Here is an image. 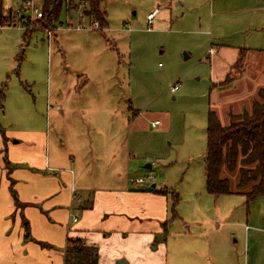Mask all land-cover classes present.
<instances>
[{
  "label": "rangeland",
  "instance_id": "obj_1",
  "mask_svg": "<svg viewBox=\"0 0 264 264\" xmlns=\"http://www.w3.org/2000/svg\"><path fill=\"white\" fill-rule=\"evenodd\" d=\"M24 1L2 0L0 15L15 12ZM76 7L70 4L63 9L51 44L43 29L33 32L19 75L13 58L16 54L8 51L20 50L22 24L0 31L1 40L10 44L5 57L8 68L2 76L8 86L9 106L0 113L1 126L6 130L21 127L15 112V104L20 102L41 119L38 127L43 125L51 134L63 128L61 122H54L50 110L51 99L71 89V77L64 71L66 55L71 68L90 73L87 86L75 92L97 99L125 91L126 98L139 108V130H134L131 139L141 150L132 157L130 175L153 176L150 183L167 186L181 198L176 208L180 218L169 224L164 236L152 235L153 246L152 241L148 244L139 238L134 243L115 239L112 253L107 255L103 248V260L99 257L98 264H116L111 257L118 250L130 264H264V195L248 202L236 192L215 197L206 191L204 172L209 108L216 106L221 111L220 104L238 90L218 95L213 83L238 59L241 50L246 52L245 76L247 70L254 71L247 75L249 79L258 76L255 62L264 60V0H103L101 10L108 13L107 35L114 39L113 44L104 38L100 27H68L71 20L74 26L79 21L71 12ZM156 8L159 10L150 23L148 14ZM114 43L123 57L110 48ZM59 47L65 53L59 52ZM4 48L0 41V60ZM210 49L214 51L210 53ZM112 69L120 70L114 86ZM243 69L241 63H235L226 81L217 86L240 78ZM258 78L263 84L264 75ZM119 80L124 81L125 90L115 84ZM243 81L242 92H246V84L254 92L238 111L251 110L250 100L263 86L255 88L251 80ZM178 82L179 90L172 92ZM104 117L101 114V119ZM156 118L162 124L152 127ZM102 153L99 160L104 158ZM147 164L151 168H146ZM86 198L83 205L91 206V196ZM157 243L161 245L154 249Z\"/></svg>",
  "mask_w": 264,
  "mask_h": 264
},
{
  "label": "crops",
  "instance_id": "obj_2",
  "mask_svg": "<svg viewBox=\"0 0 264 264\" xmlns=\"http://www.w3.org/2000/svg\"><path fill=\"white\" fill-rule=\"evenodd\" d=\"M158 10L156 8L153 12ZM71 12L80 14L76 9ZM108 28L109 20L108 26L100 31L113 44L114 39L107 35ZM4 29L6 26L1 27L0 31ZM0 41L5 45L2 50L3 59L0 60L1 88L4 84L3 71L8 68L5 57L9 56L6 50L10 44L2 41L1 37ZM110 46L119 57H123L115 43ZM8 52L18 54L16 48ZM59 52L65 53L60 47ZM13 58L15 62V55ZM63 58L64 71L71 77V89L52 98L50 110L54 122H61L63 128H58L51 134L43 125L38 127L41 119L28 106L16 102L15 112L21 127L15 130L4 128L6 141L0 132V264H55L59 259V264H65V248L69 237L81 238L86 244L96 248L99 245L98 260L99 257L103 260L101 251L106 248L107 255L111 254L113 240L123 239L134 243L139 238L148 244L152 241L150 244L153 246L152 235L164 236L167 233L163 232L164 224L168 222L169 226L179 217L172 212V194L175 191L169 190L167 186L158 187L151 181L144 184L129 181L132 177V157L141 150L131 139L134 130H139L136 126L139 108H135L132 101L126 98L125 91L119 95L98 96L97 99L86 98L80 91L75 92L78 87L83 89L87 86L90 73L87 69L82 71L71 68L66 55ZM236 61L228 65L220 80L213 83L215 90L219 91L218 95L233 93L238 89L235 96L220 104L221 111L216 106L209 108L218 114L223 124L228 123V111L240 113L243 108L241 111L237 108L239 105L245 106V99L254 92L247 84L246 92H242L243 80H251L255 83V88L263 85L258 90L264 88V82L258 83V77L264 75V60L261 59L255 62L258 68L256 72L260 74L257 73L256 78L249 79L247 76H252L254 71L247 70L245 76L244 65L240 78L217 86L226 81L225 78ZM119 71H110L113 86V79L119 78ZM115 84L125 90L123 80ZM232 85L233 88L230 87ZM256 95L251 98V103ZM8 106L6 89L0 113ZM101 114L105 116L103 119ZM155 120L162 124V120L156 118L151 126ZM100 151L104 156L102 160H99ZM153 185L158 189H167L169 193L150 191L148 187ZM88 196H91V206H84L83 202ZM73 216L77 217L76 221ZM181 222L187 225L182 217ZM160 245L157 243L154 249H158ZM116 252L111 257L116 264L121 260H128L124 257L126 254L119 250ZM127 264H130V260Z\"/></svg>",
  "mask_w": 264,
  "mask_h": 264
},
{
  "label": "trees",
  "instance_id": "obj_3",
  "mask_svg": "<svg viewBox=\"0 0 264 264\" xmlns=\"http://www.w3.org/2000/svg\"><path fill=\"white\" fill-rule=\"evenodd\" d=\"M42 17L39 19H17L10 10L1 12L0 24L12 26L21 23L23 27L22 44L15 56L17 74L25 57V47L35 30L54 29L59 22L60 14L70 4L80 7L84 4L82 15L86 20L95 18L100 29L108 26L107 12L101 10L103 0H43ZM2 0H0V7ZM2 9V7H1ZM38 25V28L36 27ZM246 62V52L241 50L236 65ZM22 82V81H21ZM7 82L0 88V110L3 109L6 97ZM0 132L6 141V134L0 126ZM5 155L7 147L4 148ZM7 158V156H6ZM206 191L215 197L240 193L247 202L264 195V88L258 90L252 101L251 110L243 108L238 114L228 111V123L223 124L218 114L209 110L206 154H205ZM6 164L9 165V163ZM235 183V185H234ZM234 186L236 189H234ZM150 191L168 194L169 190L148 187ZM173 214H177V205L181 198L173 193ZM16 202L20 204L14 193ZM168 231V225L164 233ZM45 246V244L41 243ZM98 250L86 244L81 238L69 237L65 248V264H98Z\"/></svg>",
  "mask_w": 264,
  "mask_h": 264
},
{
  "label": "built area",
  "instance_id": "obj_4",
  "mask_svg": "<svg viewBox=\"0 0 264 264\" xmlns=\"http://www.w3.org/2000/svg\"><path fill=\"white\" fill-rule=\"evenodd\" d=\"M42 7H43V2L40 0H25L23 2V4L20 6V8H18V10H16L15 12L13 11V15L15 16V18L17 19H21L24 18V20H27L28 18L30 19H39L42 17L43 13H42ZM80 7L82 9H80ZM78 7V10L80 12V14H78L79 16V21L77 22V24L74 26L73 21L71 20L70 22L66 23L68 25V27H73L75 29L78 30H84V29H89V30H93V29H98L100 27L99 21L95 18H91L88 20V23H86L84 21L85 17L84 15H82V11L84 9V4H81V6ZM148 20L149 22H153L154 20V12L148 15ZM16 25V24H14ZM65 25V23H61V26ZM4 27V25L0 24V28ZM58 27V23L56 24V27L54 29H46L44 32H46L47 35V41L49 44L52 43L53 39H54V33L53 31L55 29H57ZM213 49H210V53L213 52ZM180 88V83L178 82L177 84H175L174 86H172V91H177ZM160 124L159 120H155L153 122V126H156ZM153 178V176H148L147 178H136V177H131L129 178V181L134 183V184H144L145 182L151 181ZM77 220V217L74 218V221Z\"/></svg>",
  "mask_w": 264,
  "mask_h": 264
},
{
  "label": "water",
  "instance_id": "obj_5",
  "mask_svg": "<svg viewBox=\"0 0 264 264\" xmlns=\"http://www.w3.org/2000/svg\"><path fill=\"white\" fill-rule=\"evenodd\" d=\"M186 57H188V56H186ZM146 168H151V164H147ZM127 263H128V260H125V259L117 262V264H127Z\"/></svg>",
  "mask_w": 264,
  "mask_h": 264
}]
</instances>
